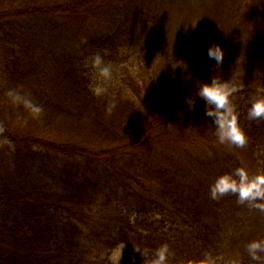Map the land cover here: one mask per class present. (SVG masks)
Instances as JSON below:
<instances>
[{
  "label": "trees",
  "instance_id": "obj_1",
  "mask_svg": "<svg viewBox=\"0 0 264 264\" xmlns=\"http://www.w3.org/2000/svg\"><path fill=\"white\" fill-rule=\"evenodd\" d=\"M189 2L194 13L202 11L210 35L192 45L175 40L170 52L162 51L163 72L156 82L166 92L173 88L167 76L176 73L186 79L177 86L183 87L180 93L198 101L197 87L187 86L189 77L205 74L210 82L227 74L228 81L242 85L232 102L247 142L237 146L236 159L203 147L201 159L192 157L191 166L183 168L175 152L185 153L182 142L191 137L177 132L181 117L174 115L167 124L163 117L172 111L164 110L162 127L144 116L142 128L135 84L105 85L98 95L90 63L99 52L105 62L122 56L141 65L156 48L151 35L173 16L170 0H0V264H114L109 253L119 245L124 250L116 264H144L134 248L143 253L163 244L169 247L167 264H198L206 254L215 264H233L228 255L235 254L237 264H264V253L253 260L246 248L249 241L264 239V209L240 203L231 192L216 199L210 193L219 175L237 167L250 174L264 169V118L248 116L250 97L264 95V0ZM210 44L224 52L218 66L207 55ZM9 88L42 104L44 113L33 118L6 96ZM113 99L116 106L108 111ZM7 110L21 112L25 132L11 128L2 115ZM44 120L55 128L45 142L29 131L32 122L44 127ZM210 120L208 139L215 129ZM86 130L92 132L88 139L102 130L110 142L105 160L122 168L100 172L73 163L89 153L70 149L66 139L78 140ZM199 146L194 141V148ZM142 176L156 181L155 196L137 181ZM190 200L199 201L198 215ZM163 218L170 220L167 225Z\"/></svg>",
  "mask_w": 264,
  "mask_h": 264
},
{
  "label": "rangeland",
  "instance_id": "obj_2",
  "mask_svg": "<svg viewBox=\"0 0 264 264\" xmlns=\"http://www.w3.org/2000/svg\"><path fill=\"white\" fill-rule=\"evenodd\" d=\"M191 3H193V0ZM195 10L196 7L190 5L189 0L187 3L185 2V0H170L169 12H171L173 16L172 18H169L168 21L160 29L154 31L151 35L150 44L156 42L154 43V46H156V48L153 50L152 54L149 55V58L148 56L144 58V60L141 62V65H139L137 60L129 59L128 61H126L122 56H119L115 63H111L113 67V74L110 80H104L99 76L97 71L95 73L97 77V80L95 81L96 86L97 84H102L103 87H105V85H108L111 88L118 86H127L131 88L133 84H135V87L133 89L136 96L135 106L139 107L138 111L142 113V120H132L137 121L138 125L142 126V128L144 127L146 122L144 116L146 118L148 117L147 119L155 126L159 124L157 127H162L161 121L163 119H165L166 123L168 124L170 117L174 115L181 117L182 120H180V122H178V124L176 125V130L178 133H181L183 135L185 134L187 137H191V139L188 138V140L182 142L185 153L183 151L175 152L176 157L178 156L181 163L183 164V168H188L189 166H191L190 160L192 157L197 160L201 159L203 153L200 151H203V147L206 148V152L215 151L219 154L230 153V155H225L224 157L233 159H236V150H238L237 146L235 145L229 143H220L215 135V129L213 132H210L211 139L206 138L205 134L209 129L207 125L209 117H206L204 114L205 102L202 98H200L198 101L195 100V106L193 108L189 107L186 101L190 96H186L180 93L183 88L182 86L179 89L177 88V86L181 82L182 84L185 83L186 79L184 77L182 78L179 75L177 76L176 73H172L171 77L167 76L169 80L168 84L173 88H166V92H164L156 82V79L160 78L159 76H161V72H163V68L161 67V60L164 59L165 54L162 51L170 52L175 46V44H172L175 40H177V44L180 43L181 45H192L206 40L209 37L210 24L207 23V20L205 16H203L202 11L197 9V12L194 13ZM205 10L208 11L209 9L207 8ZM186 11L189 17L185 20L184 15L186 14ZM210 19H212V17H210ZM189 78H191V81L187 86L191 87L192 89L193 87L198 88L199 83L201 82H208L204 80L205 78H207V75L205 74L197 73ZM227 78L228 75L226 74L224 80H228ZM178 99H180L181 101L183 100V102L174 104V102H176ZM169 109H171L172 112L169 113ZM164 110L169 114L167 116H164L162 119L161 114ZM20 114L21 112H13L10 110L2 113L4 117H7L12 121V125H10L11 128H15L17 132L23 133L26 130L27 123H25V121L23 122V116H20ZM135 126L136 128H138L137 125L132 126V128H135ZM40 127L41 126L39 122H32V127L29 131L33 133L36 138L44 140V142L50 140L49 137L51 135V132H53L55 128L48 126L46 120H44V127ZM168 132L171 134V130L169 128ZM91 133V130H86V132L83 133V135L79 137L78 140L66 139L70 149L82 148L83 150H85V152L89 153V156L87 155V157L83 159L74 158L75 160L73 159V163L76 165H81L82 163L85 165L91 164L93 167H96L97 170H101L100 172H102L104 168L109 170H111L112 167L122 168L119 162L116 163L105 160L106 147L110 144V142L107 140L102 130L99 131L101 135H99L97 138L92 137L91 139H88L86 136H90ZM65 134L69 135V133ZM53 140L56 141V139ZM194 141H196L197 144L200 145L198 148L199 150L194 148ZM21 142L25 144L27 142V139ZM50 146H46V150H53V148H51ZM70 151L72 152V150ZM97 151L102 154L100 156L91 158L90 153H94ZM50 153L54 154V152ZM56 157L60 159L61 154L58 152L56 154ZM28 160L29 158H27V161ZM245 162L251 163L247 161ZM137 179V181L146 184V188L149 194L155 196V194L152 192L153 186L156 183L155 180H150L145 176ZM129 186L136 187V182H130ZM180 190L181 189H179V191ZM188 197L189 193H186L183 196V198L186 199H188ZM190 205H192L190 209L191 211L193 210V214L198 215L200 207L199 201L190 200ZM168 221L170 220H168L167 218H163V223H165V225L168 224ZM86 232L87 228L84 233L86 234ZM228 232L229 234H231L230 230H228ZM228 237L229 235L227 236V239ZM228 243L229 241L225 243V246H229ZM123 250V245H119L118 247L111 249L109 253V259L113 261L114 264H116L117 261H119ZM228 257L232 260L231 262L233 264H237V262L240 261V259L235 260L236 254L233 256L228 255ZM222 258L225 259L223 255Z\"/></svg>",
  "mask_w": 264,
  "mask_h": 264
},
{
  "label": "clouds",
  "instance_id": "obj_3",
  "mask_svg": "<svg viewBox=\"0 0 264 264\" xmlns=\"http://www.w3.org/2000/svg\"><path fill=\"white\" fill-rule=\"evenodd\" d=\"M209 58H214L216 65L223 62L224 52L219 44H210L207 48ZM91 67L95 69L104 80H110L113 74L111 62H105L103 56L97 52L90 58ZM242 85H236L228 80L212 76L210 82H201L196 91V96L205 102L204 114L211 118L215 128V135L220 143H229L242 147L247 142V137L238 122L236 105L232 102L233 94ZM96 94L105 91L102 84H97L94 89ZM11 101L17 105H23L33 118H39L44 113L42 104L34 101L30 96L24 94L17 88H9L6 92ZM190 108L195 106L193 97L186 101ZM117 101L113 99L108 105V111L115 108ZM248 116L250 119L264 118V95H253L249 100ZM26 123V121H25ZM234 193L240 203L248 202L252 207L264 209V169L256 174H250L244 167H237L232 172L224 173L216 177L210 185V193L213 199L226 193ZM247 252L253 260H260L264 253V239L251 240L246 245ZM143 258L144 264H167L169 247L167 244L143 253L134 248ZM135 258L133 257V262ZM198 264H215L214 258L206 254Z\"/></svg>",
  "mask_w": 264,
  "mask_h": 264
}]
</instances>
